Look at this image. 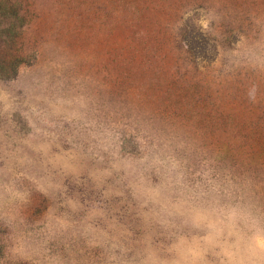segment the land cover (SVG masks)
I'll list each match as a JSON object with an SVG mask.
<instances>
[{"label":"rangeland","instance_id":"1","mask_svg":"<svg viewBox=\"0 0 264 264\" xmlns=\"http://www.w3.org/2000/svg\"><path fill=\"white\" fill-rule=\"evenodd\" d=\"M0 264H264V0H0Z\"/></svg>","mask_w":264,"mask_h":264}]
</instances>
